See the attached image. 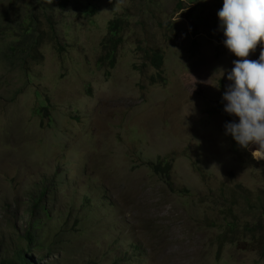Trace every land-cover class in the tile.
Masks as SVG:
<instances>
[{
  "label": "rangeland",
  "instance_id": "374dc122",
  "mask_svg": "<svg viewBox=\"0 0 264 264\" xmlns=\"http://www.w3.org/2000/svg\"><path fill=\"white\" fill-rule=\"evenodd\" d=\"M60 2L0 0V243L22 245L45 190L40 264H264V160L225 128L223 0Z\"/></svg>",
  "mask_w": 264,
  "mask_h": 264
},
{
  "label": "clouds",
  "instance_id": "9594fccd",
  "mask_svg": "<svg viewBox=\"0 0 264 264\" xmlns=\"http://www.w3.org/2000/svg\"><path fill=\"white\" fill-rule=\"evenodd\" d=\"M65 9L61 7V10ZM217 15L219 28L225 37L223 44L237 57L227 75V79L233 83L228 85L223 100L227 101L224 110L239 117V122L226 123V134H231L241 148L251 150L254 160H264V49L259 59H248L257 46L264 42V0H223V7ZM32 16L28 28L33 35V29L37 28L34 27L36 17L34 14ZM41 43V36L35 38L32 52ZM155 53L159 52H154L152 56ZM160 54L163 62V54Z\"/></svg>",
  "mask_w": 264,
  "mask_h": 264
},
{
  "label": "trees",
  "instance_id": "16d2710c",
  "mask_svg": "<svg viewBox=\"0 0 264 264\" xmlns=\"http://www.w3.org/2000/svg\"><path fill=\"white\" fill-rule=\"evenodd\" d=\"M70 2L71 0H62L61 7L64 9L67 8ZM31 17L33 19L32 15ZM109 28L111 43L108 47V56L110 57L111 64L114 66L116 61V51L122 41L121 28L124 27L121 20H113L111 21ZM25 29H29L28 26ZM152 61L157 67L162 66V55L160 53H155L152 56ZM154 168L156 172H161L164 176H167L168 164H165V166H161V164L159 163L154 165ZM45 194V190L42 191L39 195V198L35 201L34 205H32L30 209L33 218L31 219V221H29V226H27V228L25 229L24 234L20 236V241L22 242V245H19L18 247L14 246L12 249H10L4 243H0V264H40L38 262L39 260L34 259L30 255V252L36 247L41 248L43 246L41 244V241L38 239L36 232L38 231L42 223V220L40 219V216H37V213L39 208H41V205L42 210L44 211L42 200ZM45 214L46 216H48L47 212H45ZM257 227H260V225H257ZM251 231L253 232L254 230ZM12 250L13 252L11 253ZM262 255L264 256V249L262 251Z\"/></svg>",
  "mask_w": 264,
  "mask_h": 264
}]
</instances>
